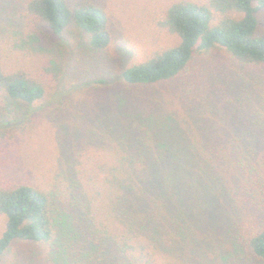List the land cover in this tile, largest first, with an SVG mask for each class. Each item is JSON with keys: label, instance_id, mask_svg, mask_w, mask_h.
<instances>
[{"label": "trees", "instance_id": "obj_1", "mask_svg": "<svg viewBox=\"0 0 264 264\" xmlns=\"http://www.w3.org/2000/svg\"><path fill=\"white\" fill-rule=\"evenodd\" d=\"M10 1V9L15 3L20 8L18 49L25 47L24 39L41 41L44 30L62 39L71 26L83 33L92 53L111 43L109 14L100 1ZM161 11L156 24L175 41L124 66L117 74L122 83L144 86L189 77L192 63L210 59L216 50L244 67L236 82L248 89L253 81L264 83V26L258 16L264 0H169ZM40 73L6 68L0 51V109L8 100L30 106L43 99L50 73ZM259 99L255 125L238 127L234 145L192 143L187 134L163 133L153 128L158 119L152 110L136 107L133 114L130 108L121 112L122 126L113 134L110 128L108 157L83 162L81 151L73 150L46 186L1 185L0 258L14 241L51 242L62 227L85 237L92 252L113 264H160L162 254L172 259L167 264H192V256L215 242L213 228L204 230V224L226 217L229 241L264 264V96ZM138 113L136 127L130 116Z\"/></svg>", "mask_w": 264, "mask_h": 264}, {"label": "rangeland", "instance_id": "obj_2", "mask_svg": "<svg viewBox=\"0 0 264 264\" xmlns=\"http://www.w3.org/2000/svg\"><path fill=\"white\" fill-rule=\"evenodd\" d=\"M94 1L107 8L111 33L109 47L98 53L88 49L85 36L74 26L62 39L44 30L41 41L24 39L21 44L25 47L18 49L20 21L16 13L20 8L15 3L10 9V0H0L4 66L26 68L39 77L44 69L50 73L43 99L30 106L8 100L0 109V186L16 181L46 186L54 172L69 163L70 157L65 155L73 150L81 151L83 162L108 157L113 143L110 128L111 134L116 126L120 128L126 120L121 112L130 108L133 114L136 107L152 110L151 115L158 119L153 128L187 134L192 143L206 139L234 145L232 134L241 130L238 127L255 125L254 114L262 109L259 98L264 96V83L253 81L248 89L247 83L236 82L245 69L222 50H216L208 60L199 57L194 61L189 77L178 75L144 86L122 83L117 74L124 66L140 62L151 51L175 41L156 24L169 0ZM258 16L264 26V12ZM30 50L40 52L30 54ZM130 117L137 127L133 123L140 114ZM230 224L226 217L219 224H204V230L213 228L215 242L207 240L206 249L192 256V264H263L245 246L229 241ZM3 226L0 215V233ZM57 235L51 242L14 241L0 264H113L103 253L92 252L78 232L75 236L60 227ZM158 259L160 264L172 260L163 254Z\"/></svg>", "mask_w": 264, "mask_h": 264}]
</instances>
